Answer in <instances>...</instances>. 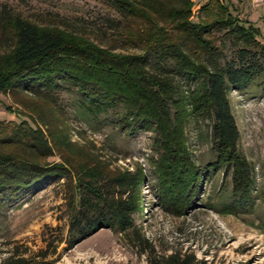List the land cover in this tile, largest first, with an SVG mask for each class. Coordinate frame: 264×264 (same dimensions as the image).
Here are the masks:
<instances>
[{
	"label": "trees",
	"instance_id": "1",
	"mask_svg": "<svg viewBox=\"0 0 264 264\" xmlns=\"http://www.w3.org/2000/svg\"><path fill=\"white\" fill-rule=\"evenodd\" d=\"M106 1L120 15L109 20L114 41L138 53L102 47L58 25L40 26L0 1V93L37 123L0 121V197L48 177L64 180L68 193L67 235L57 244L49 241L43 259L57 255L60 244L70 251L102 229L133 235L144 253L152 248L134 221L148 181L144 168L137 164L134 172L113 171L73 143L55 120L54 111L61 110L53 93L59 88L76 91L77 111L88 124L111 109L106 121L126 134L154 133L156 189L162 204L176 214L190 209L204 179L223 169L231 177L234 201L219 211L238 217L264 198L263 192L254 196L255 167L239 149L228 97L230 90L264 80L261 30L234 14L229 0H207L199 21L193 20L192 0ZM189 122L196 128L207 124L215 155L207 165L199 164L190 149ZM55 155L60 161L50 162ZM260 225L264 231V222ZM30 263L12 258L4 264ZM167 263L199 261L174 254Z\"/></svg>",
	"mask_w": 264,
	"mask_h": 264
},
{
	"label": "rangeland",
	"instance_id": "2",
	"mask_svg": "<svg viewBox=\"0 0 264 264\" xmlns=\"http://www.w3.org/2000/svg\"><path fill=\"white\" fill-rule=\"evenodd\" d=\"M0 1L40 26L58 25L117 52H139L114 41L109 20L118 21L120 15L106 0ZM229 1L234 14L261 30L257 39L264 45V0ZM197 5L193 7L194 21H199L202 7ZM59 19L65 23L61 25ZM231 49L226 51L229 58ZM53 94L62 111H54L57 125L73 143L108 163L113 171L134 172L137 164L144 168L148 181L141 187L142 208L134 215V221L152 248L144 253L134 243L133 235L102 229L70 251L65 243L60 244L57 255L43 259L42 251L49 241L57 244V240L66 237L70 215L64 180L48 177L15 194L7 191L1 195L0 264L12 258L44 264L53 262L59 254V261L51 264H168L174 254L194 255L199 264H264V231L260 225L264 222L263 197L255 200L251 212L238 217L221 212L224 205L234 201L231 177L225 176L223 169L204 179L195 204L178 215L162 204L156 189L151 159H158L159 154L153 132L126 134L106 121L111 109L97 122L88 124L77 111L80 98L75 90L59 88ZM228 97L240 132L239 149L255 167L254 196L259 198L264 193V80L258 79L241 91L230 90ZM0 101V121L19 124L26 120L37 126L29 116L19 114L23 109L11 96L0 93ZM187 135L199 164L207 165L215 159L207 124L196 128L194 122H189ZM49 161L59 162L60 158L55 155Z\"/></svg>",
	"mask_w": 264,
	"mask_h": 264
},
{
	"label": "crops",
	"instance_id": "3",
	"mask_svg": "<svg viewBox=\"0 0 264 264\" xmlns=\"http://www.w3.org/2000/svg\"><path fill=\"white\" fill-rule=\"evenodd\" d=\"M194 3H195V5H197L198 7H201V6H203L204 4H205V2L207 1V0H192Z\"/></svg>",
	"mask_w": 264,
	"mask_h": 264
}]
</instances>
